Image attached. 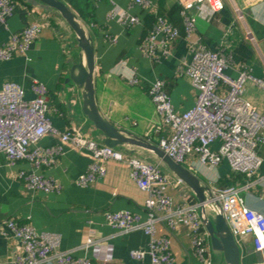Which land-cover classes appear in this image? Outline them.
Here are the masks:
<instances>
[{"label": "crops", "instance_id": "obj_1", "mask_svg": "<svg viewBox=\"0 0 264 264\" xmlns=\"http://www.w3.org/2000/svg\"><path fill=\"white\" fill-rule=\"evenodd\" d=\"M63 1L71 6L69 0ZM153 6V11H149L133 4V0H100L94 3L92 23L81 20L95 43V97L101 114L116 127L159 145L161 138L172 134V129L156 110L149 89L155 79H163L165 91L177 112H186L196 105L199 91L189 76L176 74L180 63H190L193 59L190 38L199 39L207 50H221L227 54L230 63L225 74L231 78H237L240 70H246L264 80V0H153ZM185 9L196 19L191 35L186 31ZM238 11L243 19H239ZM111 12L115 14L114 19L109 18ZM126 14L140 17L142 23L126 28L122 24ZM158 14L164 15L180 30L172 50L166 56L161 55L160 60L147 57L139 46L154 28L155 23L149 19L154 17L155 20ZM34 20L43 24V30L27 51L0 60V87L7 81L17 82L23 87L25 98L31 100L35 97L33 83L43 84L48 90L51 108L48 117L53 126L60 133L72 126H81L88 137L103 144L102 133L82 111L81 90L74 84L65 83L69 66L82 59L83 54L77 46L74 31L58 12L29 6L26 0H16L7 22H0V47ZM145 29H148L146 35ZM228 29H232L231 47L222 50L223 33ZM131 73H136L138 82L128 79L127 75ZM221 91L228 93L230 87L224 84ZM242 96L264 116V87L246 79ZM60 133H47L36 143L41 147L61 146L60 152L53 155V165L36 167L27 159L10 165L0 155V219L14 217L30 223L37 231L55 232L61 237L60 248L74 250L77 255L109 257L111 261L107 264H150L148 255L141 260L131 256L133 249L149 248L150 238L145 231L123 232L110 226L106 218L107 211H130L139 215L141 221L147 218L145 201L148 193L138 186L131 165L127 160L108 159L105 175L96 182L82 185L78 180L92 163V154L64 142ZM218 145L219 141L214 142L212 149ZM117 149L125 158L138 157L171 174L154 154L142 147L128 144ZM258 149L262 165L255 178L256 184L245 195L249 206L264 213V143ZM183 165L205 183L218 186L223 178L233 174L227 160L209 166L196 154L189 155ZM22 171L42 175L61 184V188L33 189L19 177ZM171 193L177 203L188 195L198 201L185 184L173 188ZM159 231L169 232L163 225L159 226ZM9 235L0 234V264H13L14 255L21 248L17 239ZM88 235L102 240L103 245L82 250L80 246ZM169 237L175 264H200L185 225L171 230ZM239 247L241 264H257L261 260L251 238ZM213 262L225 264L222 254L215 251Z\"/></svg>", "mask_w": 264, "mask_h": 264}, {"label": "built area", "instance_id": "obj_2", "mask_svg": "<svg viewBox=\"0 0 264 264\" xmlns=\"http://www.w3.org/2000/svg\"><path fill=\"white\" fill-rule=\"evenodd\" d=\"M15 4L16 0H0L1 23L7 22ZM133 4L149 11L154 8L153 0H133ZM237 14L239 19H243L239 11ZM114 15L111 12L109 18L114 19ZM183 15L187 34L191 35L196 27V19L187 9ZM47 22L50 23L49 20ZM141 23L142 19L132 14H126L122 19L126 28ZM42 30L43 24L40 21H31L0 47V60L27 51ZM231 34L232 29L223 33L222 50L230 49ZM158 35H161L160 39ZM179 36V28L158 14L154 28L139 46L144 55L160 60L161 55L170 53L172 44ZM249 36L253 38L250 33ZM189 41L193 59L190 63H180L176 74L189 76L199 91L196 105L186 112H177L165 91L166 82L163 79H155L149 89L156 110L172 129V134L160 139L159 147L181 164L191 154H196L209 166H217L227 160L232 173L243 175L240 183L222 187L209 182L206 183L209 197L204 202L192 201L191 195H188L177 203L171 190L184 186V183L176 176L165 173L159 165L138 157L125 158L121 150L88 137L81 126H72L60 133L48 117L51 111L47 99L48 90L38 82L32 85L35 97L31 100L25 98L24 89L17 82L7 81L0 87V155L10 165L24 159L36 167L53 165V155L60 152L61 146L41 147L36 146V143L47 133H60L64 142L77 149L89 150L92 154V163L78 180L82 185L96 182L105 175L108 159L127 160L138 186L148 193L145 201L147 218L141 221L139 215L130 211H107L106 218L110 226L123 232L142 229L149 236V248L131 250L134 259L141 260L148 255L150 264H175L171 239L159 231V226H165L170 232L183 224L188 229L194 254L200 264H214L204 214L221 212L238 245H244L251 238L255 252L261 255L257 264H264V213L249 206L245 195L256 184L255 178H258L263 161L258 147L264 143V116L242 96L246 79L254 80L262 87L264 80L246 70H240L237 78H231L225 74L230 63L227 54L221 50H207L197 38H190ZM127 77L131 82L139 81L136 73ZM224 84L230 87L228 93L221 91ZM217 141L218 147L212 149V144ZM19 177L33 189L61 188V184L35 172L22 171ZM0 234L6 237L11 234L20 243L21 248L14 255L13 264H107L111 261L109 257L77 255L74 250H62L59 234L37 231L30 223L20 222L14 217L0 219ZM102 243V240L88 235L80 248L88 251Z\"/></svg>", "mask_w": 264, "mask_h": 264}, {"label": "water", "instance_id": "obj_3", "mask_svg": "<svg viewBox=\"0 0 264 264\" xmlns=\"http://www.w3.org/2000/svg\"><path fill=\"white\" fill-rule=\"evenodd\" d=\"M47 11H56L67 22L76 35L77 46L83 57L69 66L65 83L76 85L82 93V111L94 127L102 133L103 144L111 147L135 145L154 154L171 174L180 179L204 202L209 197L208 185L183 164L172 159L159 145L113 125L100 112L95 97L94 74L96 69L94 39L75 10L63 0H26ZM204 210V209H203ZM204 224L210 235L212 250L221 253L225 264H241V250L224 215L221 212L204 214Z\"/></svg>", "mask_w": 264, "mask_h": 264}, {"label": "trees", "instance_id": "obj_4", "mask_svg": "<svg viewBox=\"0 0 264 264\" xmlns=\"http://www.w3.org/2000/svg\"><path fill=\"white\" fill-rule=\"evenodd\" d=\"M69 1H70V4H71V7L78 13L79 17L85 23L91 24L92 21H93L92 14L94 12V3H95V1L94 0H69ZM26 3L29 6H32L27 1H26ZM161 16L165 17L164 15H161ZM168 17H171V16H168ZM155 20H156V18H155ZM155 20H154V17L152 19L151 18L149 19V21L154 22V23H155ZM147 33H148V29H145V35ZM242 177H243V175H241V174L235 175L233 173L229 177L223 178L219 185L222 186V187L235 186L239 181L242 180ZM192 201H195V200L192 198ZM164 234L169 236V232L168 231H167V233H164Z\"/></svg>", "mask_w": 264, "mask_h": 264}]
</instances>
